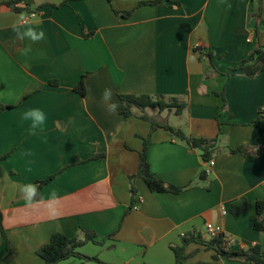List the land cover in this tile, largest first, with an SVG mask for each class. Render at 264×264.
I'll list each match as a JSON object with an SVG mask.
<instances>
[{"label":"crops","instance_id":"1","mask_svg":"<svg viewBox=\"0 0 264 264\" xmlns=\"http://www.w3.org/2000/svg\"><path fill=\"white\" fill-rule=\"evenodd\" d=\"M152 1L0 0V105L13 107L0 113V156L9 155L0 162V211L11 245L7 256L0 230V264H44L37 251L56 233L84 240V231L95 232L102 244L90 241L79 251L106 264H175L171 246L191 233L208 240L209 226L222 228L233 251L264 245V233L254 228L257 202H264V72L254 79L242 72L225 76L256 49L264 50V0L139 6ZM7 2H19L22 11ZM128 11L130 17L116 13ZM22 16L45 33L29 56L20 50L30 42L13 31ZM83 76L86 96L75 90ZM105 88L120 105L114 114L102 100ZM222 92L225 97L216 94ZM121 95L178 98L187 102L181 115L166 110L147 116L186 119L184 126L170 118L163 125L192 138L215 140L221 132L213 167L169 131L153 133L152 173L178 187L192 184L190 190L156 193L137 178V209L131 210L130 177L138 171L151 123L123 117ZM28 108L47 115L38 135L21 121ZM240 147L254 152L230 153ZM53 175L39 191L41 202L26 207L20 187L39 188ZM52 191L59 201L50 209ZM242 199L247 209L235 215L232 205ZM194 251L186 264H249L214 261L216 252L199 244L187 248ZM61 264L99 263L71 258Z\"/></svg>","mask_w":264,"mask_h":264},{"label":"trees","instance_id":"2","mask_svg":"<svg viewBox=\"0 0 264 264\" xmlns=\"http://www.w3.org/2000/svg\"><path fill=\"white\" fill-rule=\"evenodd\" d=\"M111 2L112 0H108ZM164 0H155L152 2L140 3L139 6L151 5L158 6L162 5ZM19 2H7L4 3L6 6H15L16 11H22L18 8L17 5ZM64 5V4H62ZM61 5V6H62ZM117 15L123 17H130L133 14V11L119 13ZM200 51V49H198ZM202 51V50H201ZM205 57L212 62L213 56L211 53L205 54ZM238 72H242L245 76L250 79L256 78L258 75L264 72V50L262 48L256 49L251 58L245 60L243 63L237 67L231 68L225 76L232 77ZM86 76H83L75 90L80 93L82 96H86ZM218 96L225 97V93H216ZM120 100L122 103L121 115L125 118L138 117L145 121L151 123V133L147 138L143 139V150L140 152L139 157V166L138 171L135 175L130 177L131 181V193H132V205L131 210L134 209L136 205V195L138 193L137 188L134 185V180L139 178L142 179L150 191L156 193H167L173 195H180L192 188V184H189L185 187H178L172 184H168L163 180L157 178L151 171V166L149 163V152L152 145V135L157 129H165L169 131L177 140L186 143L191 148L197 149L201 152L203 161L209 162L213 159V154L216 151V142L218 137L221 135L219 133L217 139L207 140V139H198L192 138L186 135L181 129H176L170 125H161L149 118L146 115L148 109H157L160 112L174 111L176 115H181L184 110L187 108V102L181 101L175 97H164V96H150V95H121ZM226 101V100H225ZM13 108L12 106L0 105V113L6 110ZM135 110L141 112L140 116H137ZM264 116V112L261 114ZM253 150L248 149V147H240L237 150H231V154H249L253 153ZM9 155L0 156V162L8 159ZM100 156L94 157L98 159ZM56 175L50 176L47 179L39 183L38 191H40L44 186L49 184L54 180ZM207 178V172L203 171L200 174V179L205 180ZM243 203V204H242ZM247 206L244 203V200H239L232 205V212L235 215L241 214L246 211ZM129 212L126 213V215ZM255 230L264 233V202L258 201L256 205V222L254 225ZM0 230L3 234V237L6 240L7 244V256L11 254V245L8 239L7 231L3 226V214L0 211ZM85 239L80 240L79 238H69L62 233L54 234L49 243L43 245L38 251L37 254L44 261V264H61L63 261H66L71 258H78L86 261H95L99 264H106L100 261L98 258H91L83 255L79 249L83 247L87 242L92 241L95 244H102L98 240L99 236L93 231H84ZM111 236L107 237L110 238ZM191 244H199L205 247L207 250H214L216 255L213 257L214 261L220 259V257L227 258H239L245 259L249 264H264V245L257 244L251 249L248 250H239L233 251L229 245L224 234H220L217 237L211 240H204L201 234H187L182 237V245L180 246H171V250L175 254L176 263L175 264H186V262L193 257L197 251L192 253L187 252V248ZM198 264H213V263H198Z\"/></svg>","mask_w":264,"mask_h":264},{"label":"clouds","instance_id":"3","mask_svg":"<svg viewBox=\"0 0 264 264\" xmlns=\"http://www.w3.org/2000/svg\"><path fill=\"white\" fill-rule=\"evenodd\" d=\"M13 31L16 34V38L20 41L28 40L30 43L20 50L21 55L29 56L32 52V44L39 43L45 39V33L42 29L38 30L32 26V23L25 17H20L16 24L13 25ZM102 100L106 105V109L110 114H114L118 111L120 105L113 100V93L110 88H105L102 93ZM21 121L28 122V133L30 135H38L43 132L44 125L47 121L46 113L40 108H28L21 113ZM25 155H32L30 151H26ZM22 198L25 201L26 207H32L33 204L39 203L38 200L39 191L38 185L33 183H27L20 187ZM59 201V196L56 191H52L49 194L48 206L53 208ZM55 214L54 212L52 213Z\"/></svg>","mask_w":264,"mask_h":264},{"label":"rangeland","instance_id":"4","mask_svg":"<svg viewBox=\"0 0 264 264\" xmlns=\"http://www.w3.org/2000/svg\"><path fill=\"white\" fill-rule=\"evenodd\" d=\"M207 61V60H206ZM207 67H208V61H207ZM209 68V67H208ZM158 111L159 110H157V109H148L147 111H146V115L147 114H149L150 116H151V114H153L154 112L155 113H158ZM152 117V116H151ZM150 117V118H151ZM170 118V122L171 123H173L175 126H184V125H186V119H183V120H181V121H177L176 120V118L174 117V116H172V117H166V119H164V118H154L153 117V119L154 120H156V122L158 123V125L159 124H161V125H163V124H165L166 122H167V120ZM152 119V118H151Z\"/></svg>","mask_w":264,"mask_h":264},{"label":"built area","instance_id":"5","mask_svg":"<svg viewBox=\"0 0 264 264\" xmlns=\"http://www.w3.org/2000/svg\"><path fill=\"white\" fill-rule=\"evenodd\" d=\"M214 165H215V162L211 161L209 164V167H213ZM134 209H137V205L134 207ZM220 234H223V231H222V228L219 226L217 227L209 226L206 230V235H207L208 240H211Z\"/></svg>","mask_w":264,"mask_h":264}]
</instances>
